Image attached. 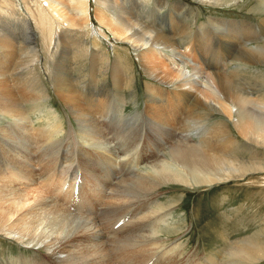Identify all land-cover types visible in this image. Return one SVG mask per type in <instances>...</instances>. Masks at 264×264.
Here are the masks:
<instances>
[{
  "label": "bare ground",
  "instance_id": "obj_1",
  "mask_svg": "<svg viewBox=\"0 0 264 264\" xmlns=\"http://www.w3.org/2000/svg\"><path fill=\"white\" fill-rule=\"evenodd\" d=\"M222 1L210 0L214 4ZM23 2L29 15L24 28L21 23L20 32L28 37L21 43L3 33L8 30L4 29L8 20L19 12L18 2L0 0V5H4L0 6V122L4 117L13 120L0 128V234L29 246L40 245L47 252L44 258L54 261L53 264H188L190 258L185 260L177 243L167 247L157 238L164 226L171 227L168 223L174 205L164 206L158 195H165L164 191L173 185L213 187L264 172V162L259 160L263 152L259 150H264V92H257L256 99L254 93L247 91L251 90L249 83L239 84L234 75L242 68L231 71L227 66L229 56L219 47L212 51L217 52L216 57L211 56L213 53L207 56L210 32L206 24L194 32L190 27L183 34L179 31L191 44L186 47L190 56L176 40L179 33L175 32L174 13L170 10L165 14L171 22L170 31L163 30V8L172 5L176 13L185 9L186 4L159 0L158 9L150 10L151 0H98L102 9H108L102 10L104 18L99 17L101 27L116 41L139 52L144 71L152 80L147 85L143 118L146 124L139 125L144 128L134 125V135L133 130L123 126L129 119L124 116V98L101 99V95H91L88 90H77L66 73L76 58L90 60V0ZM260 3V8H264V0ZM141 9L144 15L139 18ZM211 19L218 26L227 25L238 37H245L232 49L237 51V62L243 64L240 67L264 66V43L252 48L240 46L243 41L260 40L258 35L252 39L247 32H264V22L252 28L245 26L244 21ZM67 39L77 48L69 58H56L60 45L68 43ZM42 45L45 56L40 53ZM92 57L98 59L96 53ZM43 58L44 65L39 63ZM93 58L92 63L96 64ZM103 64L108 66L106 70L110 69L108 60ZM37 66L48 76L54 74L53 89L77 123L76 127L71 125L74 132L78 127L77 136L72 131L64 133L63 122L56 123L58 117L50 115L45 104L50 97L44 94V88L26 93L25 86L36 84L40 78ZM12 67L22 70L19 77L15 76L16 69L14 74L9 72ZM93 70L97 72V68ZM27 104L32 105V112H46L47 124L43 129L33 130V123L26 122L30 120ZM186 111L185 121L181 122ZM214 115L222 119L210 122ZM134 117L140 120L143 116ZM232 125L247 142L245 147L231 134ZM243 150L250 154V160L239 158L237 153ZM154 161L158 162L152 167ZM62 162L70 168L68 171L66 167L61 169ZM145 164L146 169L142 170ZM77 166L80 171H75ZM40 169L45 172L41 177L45 186H40L44 193L58 191L71 178L65 199L56 196L59 199L54 204L36 192L32 202L17 188L34 182L32 173ZM80 173L84 174L83 181ZM57 174L63 176L61 182L55 179ZM237 243L232 244L224 264H256L264 260V241L260 236ZM42 260L26 264H51ZM191 263L219 264L214 254L192 258Z\"/></svg>",
  "mask_w": 264,
  "mask_h": 264
},
{
  "label": "rangeland",
  "instance_id": "obj_2",
  "mask_svg": "<svg viewBox=\"0 0 264 264\" xmlns=\"http://www.w3.org/2000/svg\"><path fill=\"white\" fill-rule=\"evenodd\" d=\"M16 1L18 2L17 9L19 10V12L16 15V17H12L15 19L12 18L9 19V17H7L9 20L8 23H6L7 26L4 29H8V30H3V33L5 35L8 34L10 37H12V39L14 38L13 40L17 42L21 41L22 43L23 40H26L28 34L24 36L23 32L22 31L20 32V30L22 29V25L24 28V21L28 19L29 14L27 12L23 0L22 1L16 0ZM165 1H168L169 4L170 2L171 3L181 2L186 4L187 7H185L186 10L183 8L179 12H176L177 14L175 13V10L173 9L174 7L172 5L171 6L169 5L170 9L163 8V16L161 18V24L165 26L163 27L164 28L163 30L170 31L169 26L171 22L165 16V14L168 15V13L170 12L174 13L173 23H175L176 25V29H175L176 33H179V31H181V33L183 34L182 31H185L188 27H190L194 32L197 31V28L199 26L206 24L207 30L210 32V37H209L210 41L208 43V45H210L209 46L210 50L207 49V56L216 57L217 52L215 53V51L214 52L212 51L215 48L219 47V49H221V52L224 53V55L227 54L229 56L227 66L231 71L235 69L240 70L242 68L238 73L234 75V78L238 81V83L240 82L239 84H242L243 86L250 84L251 90H247V89L245 90H247L248 92L250 91V93L252 94L254 93L253 97L258 99L259 94L257 92L260 91L264 92L263 90L264 66L250 65V67H248L247 69L240 67L239 65H243V64L241 63L239 64V62H237L238 54L237 51H235L234 53L233 50L237 48L236 44L242 42L241 40L244 39L245 37L243 38L238 37L237 32L229 31L227 25L218 26L217 23H212L211 18L220 19V20L244 21L246 22L245 26H251L252 28L254 25L256 26L262 25V23L264 22V8L262 7L260 8V6H262L261 3L259 4L261 0H236V1L224 0L222 1L221 4L211 3L210 0H165ZM158 2L159 0H151V5L149 6V9L150 10L158 9L157 8ZM227 2H231V3H227ZM90 5H91L90 10H91V24H92L91 27L92 29L90 30V36L88 38L89 39L88 49L90 51L89 54L90 60L86 59L88 60L86 61V60H82L81 58L79 59L76 58L75 59L76 63H74L72 66L69 67V71H66V69L64 70L66 71L69 80L72 81L71 82L72 85L76 86L77 90L80 91L83 90L85 92L90 91L88 93L91 95L92 94H96L97 96L101 95L102 96L100 97L101 99L103 98L105 99L107 97L108 98L114 97L116 99L120 98L119 100H121L124 98L123 101L125 100V102L127 103L126 105L124 104L125 106L124 116L126 115L125 117H129V119L131 118L132 120L129 121V119L126 118V121L124 122L123 126L128 130H133L132 134L137 135V132H134L135 129L134 127L138 126L139 128L141 127L144 128L146 124L143 118H145L144 116L146 111L145 105L147 102V94H146L147 85L151 84L152 80L147 77L144 71L143 63L139 56V52L134 50L127 44L116 41L113 38L112 34H110V32L106 28L101 27L100 25L101 19H99V17L103 15V17L101 18H104L103 12L106 11L107 8L105 9L103 8L104 11H102L103 10L102 6L100 5V3H98V0H90ZM0 6L4 7V5H0ZM168 10H170V12ZM141 11L139 13V18L144 15V11L142 9ZM96 13H97V18H96ZM175 16L177 18H174ZM250 31L247 32V35H250L252 39L255 38L256 35H258L259 37L258 36L257 37L260 38V40L258 41L251 40L248 42L243 41V43L240 46L243 47V45H246L247 47L252 48L254 46L263 45L264 37L262 36L260 37V34L264 32L263 31L261 32L259 29L257 30L252 29ZM181 33H179V36ZM238 35L240 36L239 33ZM179 36H176L177 42L179 43L180 46L184 47L183 49L185 51V54L190 56L191 52L190 50H187L186 47L190 46L191 44L187 43V40H185V38L183 37L184 35L180 37ZM195 37L196 34H194V38ZM43 45L41 46V48L42 47L43 48H42V52L40 53L43 56H45L47 53L45 52ZM76 48L77 45H71L70 41L68 40V43L60 45L58 56H56V58L59 59L60 56L61 57L67 56V58H69L72 56L73 51ZM209 51L211 52L209 53ZM94 53H96L98 59H95L96 57L95 58L92 57ZM91 57L94 60L93 62H96V64L92 63ZM3 59L4 58L2 56L1 60ZM107 60L109 61V68H110L108 70H106V68L108 67L106 64L102 65V62L104 63ZM197 60H199L198 56H197ZM39 61H41L39 63L40 64L42 63V65L46 63L44 58ZM42 61H44L45 63H43ZM165 62H166L165 64L169 65L166 59ZM94 64L95 67L92 66ZM55 66L57 68V61L55 63ZM101 66H103V69L100 68ZM236 66H238V68ZM41 68L42 67L40 66L36 67V69L39 70H41ZM96 68H97V72L96 70H93ZM15 69L16 67H12L10 68L9 72L14 74ZM21 71L22 70L16 69L17 73L15 72V76L19 77L21 75L20 74ZM105 71L106 73H104ZM18 72L20 75L18 74ZM39 74H40V78L39 80H37V83L36 84L29 83L25 86L26 90L24 88L23 90H25L26 93H33L35 91H38V88L39 90H42L44 88L45 93L44 92L43 93L45 95L47 94L50 97L48 100H46L45 103L47 104L46 105L47 109L49 108L48 112L50 113V115L54 114L58 117L59 120L56 123H58L60 120L63 122L65 126L64 133H66V131L67 132L72 131L74 133V136H77L75 132L79 134L78 127L74 132L71 126L73 125L74 127H76L77 123L73 120V116L65 108L64 104L58 98L56 92L53 89L54 74L53 75L49 74L48 76V74L45 73L44 70H41ZM98 75H100V77ZM80 78L82 81L80 80ZM38 81H40V83ZM118 81L119 82L121 81L120 83L122 84L124 83V84L121 85ZM259 81H261V83H259ZM251 84L253 85L251 86ZM33 85L34 87L31 88ZM83 87L86 89H84ZM262 101L263 100H261V102ZM25 107L28 109V112L30 114L29 117L30 120L26 121L28 122V125H30V123H33V125H31V128L33 130L43 129L47 124L48 117L46 115V112L43 113L38 112L39 114L37 112L36 113L32 112L30 110V108H32L31 104H27L25 105ZM187 113L188 111H186L182 115V117L180 118L181 122L185 121V116ZM138 114H140L141 117L143 116L140 120L137 117H134ZM115 117L116 116H114V118ZM136 118L139 123L135 121ZM220 119L222 118L219 117L218 115H214L211 117L210 122L214 123L216 121H219ZM133 120L135 123L137 122L138 125L134 124ZM237 120L238 117L236 121ZM2 123L3 125L0 126V128L12 124L13 120L9 117L8 118L4 117L3 120L0 122V124ZM139 125H144V126H139ZM231 134L235 139L241 142L243 146L247 145V142L239 135V131L236 128V126L233 125L231 126ZM37 141L39 142L40 139L37 138ZM65 144H67V142ZM100 145L103 144L100 143ZM65 151L66 149L63 152L64 154ZM243 151L237 153L239 158L241 160H246V161L250 160L251 158L250 154L248 152L246 153V150ZM259 151H263L261 153L262 156L259 160H262V162H264V155H263L264 150L261 149ZM158 157L160 158L161 155H159ZM157 162L158 161H154L152 167H154L155 163ZM63 167L65 168L66 165H64V163L62 162L61 169H63ZM67 169L70 168L66 167V171H68ZM80 169L81 168L77 166L75 171L76 170L80 171ZM145 169H146V164L145 166H143L142 170ZM13 170L15 173L18 172L15 168ZM135 171H139V170H135ZM44 174L45 172L42 171L41 169L33 172L32 175L34 176L35 181L31 182L32 184L25 183L19 185L17 186V188L21 189L22 194L25 195L27 199L32 200V202L34 201V198L32 196L36 195V192H39L41 194L40 198H43L45 196L50 201H53L54 204H56L58 203V199H59V198L57 199L56 196L60 198L64 197L67 193L66 191L72 185V184L70 185L71 178L67 179V183L61 189L58 190L59 192L55 191L54 193H51L53 194L51 195L50 193H46V191L44 193V191L42 190L43 188L42 189L40 188V186L41 187L45 186V184L42 183L43 179H41V177ZM83 175L84 174L80 175V179L82 181H83L82 179ZM141 175H143V173ZM62 178L63 176L58 174L57 177H55V179L60 182ZM83 184H88V183L83 182ZM164 192L165 195L164 194L158 195L159 196L158 201L162 202L164 206H167L168 204L169 205L174 204L172 205L173 216L168 223V225H171V227L164 226L161 234L158 235L157 238L161 239L162 243L164 245L166 244L167 247L177 243L176 245L178 247L177 246L176 247L178 248V251L183 250L184 258L185 260L187 259V257L188 260L190 258L189 260L190 264H192L191 263L192 258H202V257L204 258V255H212V254H214L217 257L219 264H222L224 258L225 259L229 258L227 256V253L229 252L231 247L234 246L232 244L236 245V243L239 240L248 238L250 236L254 237L255 239H258L260 236L261 241H264V172L248 174L243 178H235L224 184L221 183L219 185H214L213 187L189 188V187H184L182 185H173L172 188H167V190H165ZM62 199H65V197ZM59 203L66 204L64 201H59ZM173 224L176 227H174ZM180 236L181 238H179ZM178 238L180 242L177 241ZM43 254H47V252L45 251V249L41 248L40 245L29 246L17 242V240L13 238L0 234V264H26V262L29 261L43 262L42 259H44L48 263L53 264L54 261L45 259ZM191 255H193V257ZM256 264H264V260L257 262Z\"/></svg>",
  "mask_w": 264,
  "mask_h": 264
}]
</instances>
